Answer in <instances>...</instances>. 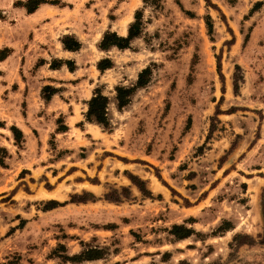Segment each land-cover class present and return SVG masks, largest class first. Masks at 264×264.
I'll return each mask as SVG.
<instances>
[{
    "label": "rangeland",
    "instance_id": "obj_1",
    "mask_svg": "<svg viewBox=\"0 0 264 264\" xmlns=\"http://www.w3.org/2000/svg\"><path fill=\"white\" fill-rule=\"evenodd\" d=\"M20 1L0 0V264H264V0ZM137 10L131 48L101 50ZM146 67L120 110L115 87ZM96 89L111 129L62 134L70 113L87 122ZM28 113L46 130L17 141ZM176 224L193 233L177 239ZM89 247L101 258L65 259Z\"/></svg>",
    "mask_w": 264,
    "mask_h": 264
},
{
    "label": "trees",
    "instance_id": "obj_2",
    "mask_svg": "<svg viewBox=\"0 0 264 264\" xmlns=\"http://www.w3.org/2000/svg\"><path fill=\"white\" fill-rule=\"evenodd\" d=\"M144 2H148V0H143ZM43 3H52L57 4V0L49 1V0H27L25 2L20 1L19 4L27 9L28 13L35 12L41 4ZM207 24L209 26V30L213 29V24L211 22V17L207 18ZM144 22L142 19L141 10H137L135 13V20L130 24L128 34L126 36L120 35L117 31L107 30L99 43V47L103 51H108L113 47H117L118 49L125 50L131 48L132 41L138 38L143 32ZM62 43L64 49L70 51H77L82 48V42L75 36L67 34L63 36ZM7 50V53L5 51ZM6 50L0 51V59L3 60L9 55V48ZM63 64H66L68 68L73 71L76 68V64L71 60H54L51 63V68L57 69L60 68ZM114 65L113 61L110 58H103L98 61L97 67L101 72H105L107 69L112 68ZM151 68L146 67L143 69L139 75L135 84L131 86L117 85L115 87L116 90V103L118 108L121 110L126 107L132 100V96L135 94L137 89L142 88L148 84L150 81ZM43 91L48 93L45 95V98H49L53 94H55L58 90L52 86H45ZM110 103V98L105 95L100 89H96L94 95L88 101V110L85 114L86 121L97 123L103 126L105 129H111V120L108 116V106ZM67 128V126H64ZM11 130L15 134L16 140H20L23 137V133L16 126H12ZM59 130H63L62 127H59ZM141 190L144 191L143 187L139 184ZM55 206H50L54 208ZM172 233L175 235L177 239H184L189 237L193 230L188 228L185 225H174ZM101 258V251L98 248H91L83 251L81 254L66 256L67 261L74 262H82L85 260H94Z\"/></svg>",
    "mask_w": 264,
    "mask_h": 264
},
{
    "label": "crops",
    "instance_id": "obj_3",
    "mask_svg": "<svg viewBox=\"0 0 264 264\" xmlns=\"http://www.w3.org/2000/svg\"><path fill=\"white\" fill-rule=\"evenodd\" d=\"M119 34L126 36L128 33H126V34L119 33ZM64 50L69 52V53H73V54L76 53V52H79V50H77V51H70V50H66V49H64ZM75 64H76V68L73 71H71L66 64H63L60 68L66 66L68 68L69 72L74 73L78 69L76 62H75ZM60 68H57V69H60ZM54 70H56V69H54ZM88 101H89V99H87V104H88ZM36 116H37V118L41 117L38 112H36ZM23 117H24V119H23L24 122L23 123L22 122H18V123H16L18 126L17 125L16 126L21 130V132L23 133V135H25L26 138H28V134L30 133V131L33 132V133H35V131H37V133H38L39 131H41V129L46 130L45 124L40 123V122H39L40 126L36 125V126H32L31 127V123L29 125L28 122H27V121L31 120L29 118V113H28V116L26 115V116H23ZM64 125L67 126V128H64L63 130L60 131L62 134H66L71 129L72 125L79 126L81 128H85L87 125H89V122L87 121V122L83 123L82 118L80 116H77L76 114L70 113L69 115L66 116V122H65ZM10 135H12V131H10Z\"/></svg>",
    "mask_w": 264,
    "mask_h": 264
},
{
    "label": "bare ground",
    "instance_id": "obj_4",
    "mask_svg": "<svg viewBox=\"0 0 264 264\" xmlns=\"http://www.w3.org/2000/svg\"><path fill=\"white\" fill-rule=\"evenodd\" d=\"M127 30H128V26H127L126 22H124L122 24L121 33L126 34L127 33Z\"/></svg>",
    "mask_w": 264,
    "mask_h": 264
}]
</instances>
